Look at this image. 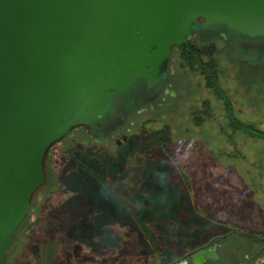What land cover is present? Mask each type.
Returning <instances> with one entry per match:
<instances>
[{
    "label": "rangeland",
    "instance_id": "374dc122",
    "mask_svg": "<svg viewBox=\"0 0 264 264\" xmlns=\"http://www.w3.org/2000/svg\"><path fill=\"white\" fill-rule=\"evenodd\" d=\"M214 48V61L202 58L209 71L217 64L209 78L213 89L196 65L178 61L175 50L164 98L132 113L125 123L130 127L120 129L125 134L109 139L77 127L48 150L46 181L20 238L33 230L38 250L21 264H104L102 250L116 244L119 257L106 264H177L214 236H224L233 258L263 246L264 139L228 129L232 116L240 129L264 133V66L245 71L239 53L222 43ZM192 110L202 117L193 123L186 115ZM166 125L173 156L161 148L145 153L138 129ZM48 228L60 232L58 250L50 248ZM69 244L80 249L71 259Z\"/></svg>",
    "mask_w": 264,
    "mask_h": 264
},
{
    "label": "water",
    "instance_id": "95a60500",
    "mask_svg": "<svg viewBox=\"0 0 264 264\" xmlns=\"http://www.w3.org/2000/svg\"><path fill=\"white\" fill-rule=\"evenodd\" d=\"M202 30L264 61V0H0V264L48 150L77 127L119 133L161 94L172 49Z\"/></svg>",
    "mask_w": 264,
    "mask_h": 264
},
{
    "label": "trees",
    "instance_id": "16d2710c",
    "mask_svg": "<svg viewBox=\"0 0 264 264\" xmlns=\"http://www.w3.org/2000/svg\"><path fill=\"white\" fill-rule=\"evenodd\" d=\"M203 36H207V38H211L212 37L213 39H210V40L208 39V40L205 41L203 39ZM190 37H195L196 39L191 40ZM208 41H210V42L212 41L211 44H209L210 42H208ZM215 42L216 43L225 44L226 46H228V49L232 50V52L239 53L241 55V59H243L245 56L248 55V52H247V54L242 53L233 43L229 42L222 34L217 33V32H211V31H203V30L192 33L187 38V40L182 44V47H174L172 49V52H171L173 54V52L175 50H180L179 58H178L179 60L178 61L181 60L182 63H185L187 65H192V64L196 65L198 67L201 75H202V79H204V76L205 75L208 78V79H206L208 82L205 81V86L206 85L209 86L208 89H210V88L213 89V83L214 82H211V79H209V78L210 77L214 78V76H216V74H217L216 73L217 72L216 71L217 64H216V62L212 63V65H213L212 70L213 71H209L210 68L205 64L204 61H202V58L204 56H207L211 60V58L214 57V55H216V52H215L216 50L214 48L215 47ZM211 49L213 51L212 52H209V50H211ZM250 52L256 53V51L253 50V49H251ZM212 61H214V60H211V62ZM241 62H242V60H241ZM262 63H264V61ZM262 63H260V65L258 67H251V66H248V65L243 64V63L241 65L242 66H245L244 67L245 68V71H246V69L247 70H249V69L257 70L259 68H263V65L264 64H262ZM167 73H168V78L165 81L164 85L162 86V92L159 95V97L157 98V100L155 102H153L152 104H148V105L143 106L139 110H141V109L145 110L149 106L150 107L151 106L154 107V106H156V104L160 103V101H161L160 99H163L164 98L162 95H163V92H164V89H165L166 85L169 84L168 82H169V78H170L169 77V65H168V72ZM217 97H218V100H220V102H221V97L222 96L221 97L220 96H217ZM204 101H206V100H204ZM221 104L223 105L222 102H221ZM162 108H163V105H162V107H159V108L155 109V111L159 112V111H161ZM200 113H197L196 114L193 110L192 111H189V113L186 114L187 115V121L193 123L194 120H195V118H198V117L199 118H202L200 115H198ZM210 115H211V112L208 111V116H210ZM233 118H232V116L230 117L231 121L229 123H230L231 129H228V132L235 133V132H239L238 130H241L245 134H248L249 136L260 137L261 139H264V137H262L264 135L263 132L256 131V130H253V129L247 130L249 128V126H246V127L243 126L244 129L242 130V129L239 128L240 126H239L238 122L236 121V118H234V119ZM137 125H139V124H137ZM126 126H129V123L125 124L122 128H126ZM124 130L125 129H123L122 132H120V133L116 132V135L117 136H121V135L125 134ZM252 131L256 132L257 134L253 133ZM137 132L138 133L140 132L139 135H142L143 137H145V149H144L145 150V153L150 152V150L153 149V148H161V149H163L166 152L167 155L173 156L172 154L169 153L170 151L167 150V149H169L168 148L169 147V145H168L169 144V132H168V126L167 125L165 127L163 126V127L159 128V129L157 128L156 130H149L147 128L141 127L140 129H138ZM64 139H66V138H64ZM64 139H62V140H64ZM109 139H111V138H109ZM67 151L68 152H72L73 149L67 150ZM47 155H48V152H47L46 156ZM46 156H45V159H44V162H43V165H44V169L45 170H46V160H47L46 159ZM78 163L80 164V162H78ZM180 172H178V169L176 170V173H179L180 174ZM180 176H181L180 178H183L182 173H181ZM182 181H183V179H182ZM36 194H37V192L34 194L28 210H30L32 208L33 202L35 201ZM38 198H39V196H38ZM47 198H45V201H48ZM46 205H49V204H43L41 206V209H43ZM27 218L28 217L26 216L25 219L20 224L17 233L13 237V239H12V241H11L8 249H7V252H6V255L4 257V260H3L2 264H16V263L17 264H21L23 262H26L27 259H29L31 255H33V253H37V250H38L37 244H34V241H33V235H32L33 230H31V229L29 230V235L28 236L27 235H24L25 241H24V238L22 240L20 239L21 237H23V233H22L23 231L22 230H23V227H24V224H25V221L27 220ZM37 222H39V221H37ZM37 225L40 226V223H37ZM38 226H37L36 231L37 232L38 231L41 232V230L38 229L39 228ZM49 229L50 228H48V230ZM55 230H57V229H55ZM46 232L47 231H45L44 234ZM59 233L60 232H56L55 233L54 229L53 230L52 229L49 230L48 231V234L46 233L47 235L50 234V236H51V239H50V242L49 243L51 245L50 248H52L53 251L58 250V248H59V243H58V238L60 236ZM94 241H96V240L94 239ZM73 242H77V241L71 240V243H73ZM69 246L71 247V250H72V251H68L69 252V257L71 259V258H73V256L76 255V253L80 249H76L75 248L77 246V244H69ZM74 253H75V255H74ZM187 254H185V255H187ZM77 255H79V254H77ZM76 258H77V256H76Z\"/></svg>",
    "mask_w": 264,
    "mask_h": 264
},
{
    "label": "flooded vegetation",
    "instance_id": "af4514ba",
    "mask_svg": "<svg viewBox=\"0 0 264 264\" xmlns=\"http://www.w3.org/2000/svg\"><path fill=\"white\" fill-rule=\"evenodd\" d=\"M180 47H182V45ZM250 51L251 50L248 51L247 56L250 58L256 57L257 53ZM247 56H245L242 61L244 64L251 66L244 62ZM223 238L224 236L211 237L204 244L194 248L187 255L182 256V261L177 264H264V241H262L263 246L261 245V247L257 249H251V252L246 253L241 258H233L232 255H228V253L225 252L224 246L227 245H225ZM195 254H199V256H194ZM191 256L193 257L191 258Z\"/></svg>",
    "mask_w": 264,
    "mask_h": 264
},
{
    "label": "crops",
    "instance_id": "0c3cea01",
    "mask_svg": "<svg viewBox=\"0 0 264 264\" xmlns=\"http://www.w3.org/2000/svg\"><path fill=\"white\" fill-rule=\"evenodd\" d=\"M117 238V236L116 237H114L113 236V238H112V236L110 237L109 236V239H106V240H109V241H112L113 240V242L115 241V243H118V242H116V239ZM125 239V238H124ZM122 241V240H121ZM110 247L112 248V249H106V250H102V252H101V258L99 259V261L100 262H102L103 260H104V258L106 257V259L108 258V260L110 259V260H113V259H116V258H118L119 257V252H118V250H119V248H120V246L118 245V244H116V245H114V246H111L110 245ZM91 248H93V247H91ZM118 249V250H117ZM99 251H101V250H99ZM105 251H106V253H105ZM104 252V253H103ZM104 255V256H103ZM105 259V261H103V262H105L104 264H106V262H107V260Z\"/></svg>",
    "mask_w": 264,
    "mask_h": 264
}]
</instances>
